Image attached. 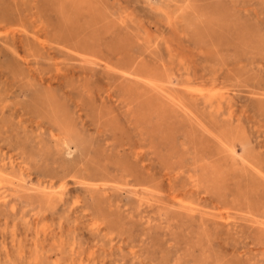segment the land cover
Returning a JSON list of instances; mask_svg holds the SVG:
<instances>
[{
  "label": "rangeland",
  "instance_id": "374dc122",
  "mask_svg": "<svg viewBox=\"0 0 264 264\" xmlns=\"http://www.w3.org/2000/svg\"><path fill=\"white\" fill-rule=\"evenodd\" d=\"M0 186V264H264V0H0Z\"/></svg>",
  "mask_w": 264,
  "mask_h": 264
},
{
  "label": "bare ground",
  "instance_id": "6f19581e",
  "mask_svg": "<svg viewBox=\"0 0 264 264\" xmlns=\"http://www.w3.org/2000/svg\"><path fill=\"white\" fill-rule=\"evenodd\" d=\"M24 34V33H23ZM128 74V73H127ZM169 78V77H168ZM168 80V79H167ZM146 81V80H145ZM146 83V82H145ZM169 85V84H168ZM167 88V87H166ZM165 90V89H164ZM170 90V89H169ZM216 90V89H215ZM166 91V90H165ZM202 96H204V95H202ZM212 96H213V94H211V93H208L207 94V96H205V97H203V99H205L206 101L208 100V101H211V99H212ZM168 100V99H167ZM185 105V104H184ZM193 110V109H192ZM192 110H190V111H192ZM190 114V113H189ZM198 120V119H197ZM200 126V125H199ZM227 126V125H226ZM213 135V134H212ZM213 141V140H212ZM232 144V143H231ZM220 147V146H219ZM12 164V163H11ZM188 179V178H187ZM195 180V179H194ZM13 185V184H12ZM0 187H2V186H0ZM4 187V186H3ZM45 188V187H44ZM55 194H58V195H56L57 197H60V198H62V192H59V193H55ZM54 194V195H55ZM54 195H51V194H49L48 195V197L50 198V197H53ZM157 195V194H156ZM7 196V194H4L3 195V197H6ZM48 198V199H49ZM182 199V198H181ZM181 199H178V201H179V207L180 208H182V209H185V210H188V211H190V213L192 212H194L195 210H196V208L197 207H195V206H193V204L191 203V202H187V201H182ZM240 199V198H239ZM200 210V209H199ZM231 213V212H230ZM237 213V212H236ZM242 215V214H241ZM245 215V214H244ZM227 219L226 220H228V216L226 217Z\"/></svg>",
  "mask_w": 264,
  "mask_h": 264
}]
</instances>
